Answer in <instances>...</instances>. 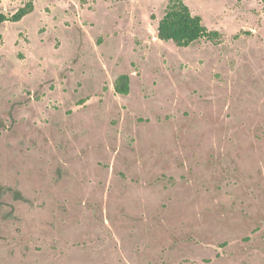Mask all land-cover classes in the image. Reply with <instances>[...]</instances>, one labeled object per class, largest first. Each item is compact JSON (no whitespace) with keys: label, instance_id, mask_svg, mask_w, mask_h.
Returning a JSON list of instances; mask_svg holds the SVG:
<instances>
[{"label":"rangeland","instance_id":"rangeland-1","mask_svg":"<svg viewBox=\"0 0 264 264\" xmlns=\"http://www.w3.org/2000/svg\"><path fill=\"white\" fill-rule=\"evenodd\" d=\"M183 1L0 0V264H264V0Z\"/></svg>","mask_w":264,"mask_h":264},{"label":"trees","instance_id":"trees-1","mask_svg":"<svg viewBox=\"0 0 264 264\" xmlns=\"http://www.w3.org/2000/svg\"><path fill=\"white\" fill-rule=\"evenodd\" d=\"M33 11L34 5L31 2L11 17L0 12V27L7 22H20ZM158 38L163 42H172L179 48H188L203 39L212 42L220 41L222 35L218 31L208 29L202 17L194 15L183 0H167L165 13L158 25ZM114 89L119 95H128L130 77L128 75L119 76L114 83Z\"/></svg>","mask_w":264,"mask_h":264}]
</instances>
